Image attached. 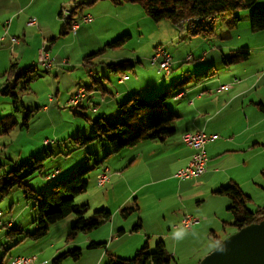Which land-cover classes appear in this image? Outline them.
<instances>
[{
  "label": "rangeland",
  "instance_id": "obj_1",
  "mask_svg": "<svg viewBox=\"0 0 264 264\" xmlns=\"http://www.w3.org/2000/svg\"><path fill=\"white\" fill-rule=\"evenodd\" d=\"M256 6H264V0L259 1ZM137 7L125 9L124 15L128 19V24L131 25L126 24L123 28H130L132 37L120 48L106 47L104 36L108 31L112 32V29H108L107 26V30L102 27L93 30L91 26H88L84 30L85 34L76 43L62 44V41H60L56 45V48L62 44L59 48V56L60 58L70 56L68 64H60V71L58 72L55 67L51 70H46L38 66L37 70L32 73L34 80L30 83L31 90H23L20 93V88L15 89V93L20 96V101H22L21 103H17L18 109L14 107L15 103H13V100L15 98L10 94L4 93V83L7 77H3V84L0 87V119L13 115L18 121V125L6 134L2 132L3 129L0 124V179L10 171L19 170V175L23 177V184L33 191L34 196L27 198L24 188L20 186H15L7 194L0 191V211L3 214L1 220L7 222L13 219L15 226L23 229L22 234L8 236L11 227L0 225V264H12V261L18 256H37L41 253V250H43L42 258L46 257L48 259L46 262L54 264V259L61 253L76 248H80L82 251L80 259L75 260L67 257L62 260V264H108L111 254H116L123 258H132L136 251L148 241L150 242V250L154 249L156 240H152L150 237L153 235L156 225L149 221V217H146L147 221L145 224L143 223V228L139 232H131L130 228L142 213H154L152 215L155 217L158 216L157 213L161 214L162 208L169 205L170 191L173 186H176L175 183L177 181L174 180L175 183L172 180L168 181L167 178H164V173L157 175L152 172L149 175L145 174L141 176L139 181L134 178L131 168L125 169L122 177L115 176V173L121 171L117 167L119 161L124 160L120 158L122 157L121 154H110L107 160L105 157L110 153L111 149L109 146H106L109 150L103 151L102 142H92L83 147H79L75 143L76 138L89 133L91 121L96 120L100 116L95 113L94 105L103 103V92L101 90L98 91L96 96H94L96 91L89 92L90 96L83 99L82 106L75 107L71 103L69 104L68 101L79 86H90L94 81L93 79L97 78H100V81H102V71L99 72L98 69H105L110 74L111 72L107 70L110 62L114 63L115 60L117 62L120 60L121 62L122 58H131L133 60L131 63L135 65V74L129 72L131 83L135 82L137 77L141 79L142 83H146L148 79L154 80L159 76L158 68L152 64L151 58L154 55L156 47L163 45L168 49L174 61H176V58H179V63L176 62L173 68V75L175 77L183 72H188L194 79H196L197 75H199L198 77H204V72L205 74H211L212 69L209 70L208 68L215 66L218 72L217 76L223 82L227 80L225 78L227 76L228 80L233 81L235 77L238 79V82L233 85L236 90L235 93H244V95L234 103L244 102L245 104H251L254 102L252 108L256 110L253 111L254 118L260 120L264 117V114L256 104L260 101L264 102V50L258 49V45L264 41V32H258L263 33L258 34V36L248 34L247 31L251 27V10L237 12L241 20L239 29L232 34L233 39H231V34L220 22L221 16L214 19L215 21L213 20L211 24L214 25L216 23V36L203 37V34L195 36L190 32L187 33L184 25L176 26L168 20L155 22L149 18L145 9L139 3ZM111 24L116 25L117 23L111 22ZM85 26L87 24H84ZM205 26H209V24ZM238 33L242 36L241 40H238L236 36ZM233 41L238 42V44L249 43L250 46H253L252 52L249 60L235 63L229 71H226L224 69V64L226 63H224L220 56L222 53L227 54V45ZM214 47L217 49L211 53ZM93 51H96L98 54L91 56L89 61L93 62V64L87 66L84 58ZM204 51L209 53V56L206 58L203 55ZM56 52L57 50L54 49L55 54ZM214 55L217 58V64H204V66L202 65L196 71L195 69H189L192 64L200 62L201 59L209 60ZM187 56H193L194 60L192 62H185ZM230 56L231 54L228 53L226 59ZM38 62L39 60L36 61V63ZM89 70L94 74H90ZM103 83L107 86L104 80ZM22 84L23 81L20 80L19 86L21 87ZM220 84L222 82H217V85ZM188 86H186V82L180 86H176L178 89L173 92V96L179 89H185ZM204 86H201L198 90H192V92H202ZM112 88L111 86V91H114L115 89ZM157 89V94L159 93L161 96L165 91L173 89V87L169 86L167 88L165 84H161ZM213 90H216V88H213ZM215 94L212 95L214 96ZM217 95L219 94L215 96ZM173 96L164 100V103L169 109L178 114L177 105L181 106V103H188L190 97L187 96L185 99L178 100ZM50 98L52 99L50 100ZM108 98L110 99L109 94ZM222 100L225 102L227 99L222 97L217 101ZM232 105V107L224 112L225 115L233 113L234 104ZM239 113L235 115H239ZM26 120L28 125L24 124ZM221 135L224 138L227 136L226 134ZM45 139H49L51 144H44ZM144 141L142 140L139 143ZM145 143L151 145L153 142L145 141ZM94 146L99 147L103 152L98 155V159L105 160V162L107 160L106 163L111 171L109 174H114L112 182L115 180L119 181L116 190H111L109 204L112 208H115L120 203H122V208L136 206V203L139 204V197L135 196L137 192L133 193V189L135 188L133 186H136L139 182L144 184L151 183V181L157 182L156 185L150 184L149 187L139 194L141 202L143 201L142 206L144 209H140L139 211L129 210L126 215L118 214L116 221H126L127 229L121 235L119 241H113L107 253L104 246L89 248L90 241H88V238L90 237L91 239L90 233L79 232L77 235L70 234L75 222V215L73 213L63 220L49 225V231L46 236L38 239L27 236L24 239L23 236L26 233L33 234L37 230L36 220L38 219V214L35 205L41 202L50 192L53 182L49 181L47 176L54 171H58L56 179H64L80 166L94 165L95 159L92 157L93 160H89V150ZM50 151L53 152L52 155ZM250 155L252 154H246L247 157ZM244 156L243 154L236 156L228 154L223 160L233 157L239 159ZM38 159H40L38 164H41L42 167L39 171L30 173L31 167L36 164V160ZM24 164L25 166H23ZM97 172L98 166L87 177L89 183L87 191L77 195L75 198V202L79 205L87 202V200L88 202H92L94 207L88 210V214L90 215L97 210L94 209L95 206H98L94 201L101 199L105 189V187H100L96 183ZM238 172L239 174L245 173L250 181H246L242 187L251 196V199L246 201L247 208L253 211L264 206V153L260 152L259 155L251 157L248 168L245 171L244 169H239ZM160 176L162 177L160 178ZM243 181L245 180L242 179L241 182ZM109 185L106 187H109ZM152 188L155 190L153 192L156 193V197L160 198L159 204H157L153 195H146L147 192L145 191ZM225 199L228 200L224 201ZM192 200L190 206L196 207V200ZM226 204L231 205V199L228 196L226 198V196L210 194L209 199L203 201L199 206V210L204 215L195 216L201 218L200 223L208 216L213 218L219 217V222L216 223L214 229L211 227L214 231L208 229L206 233L203 230H199V226L195 225L192 228L194 230L179 228L173 232L172 238H169L168 242H166V248L170 254L174 255V264H199L205 256L216 248L215 246L210 247L216 235L220 236L223 240L226 238L224 237V229L227 232H232L234 227L229 225V222L233 221V216ZM169 210L165 209L162 213ZM221 212L223 216L220 215ZM206 215L208 216L206 217ZM106 223L93 230L92 233L96 236L95 242L101 243V240L105 237L108 240L105 242H108L110 245L112 240L109 239V232L107 233L109 222L108 224ZM139 240L141 241L138 244ZM55 250H58L56 256L52 255Z\"/></svg>",
  "mask_w": 264,
  "mask_h": 264
},
{
  "label": "crops",
  "instance_id": "obj_2",
  "mask_svg": "<svg viewBox=\"0 0 264 264\" xmlns=\"http://www.w3.org/2000/svg\"><path fill=\"white\" fill-rule=\"evenodd\" d=\"M63 4H69L70 6H75L78 4L81 5L78 9V14H91L93 16V21H91L90 23L80 24L75 33L69 32L68 30L66 32H63V20H61L60 18L61 8ZM137 4L138 3L136 2L115 4L111 0H0V36L3 37V39L0 40V87L3 84V77L8 76V70L13 63L17 64L19 70H22L25 67L36 63V61L39 59L42 45L45 42H48L49 44L50 55L55 58L54 64L51 69L55 67L57 72L60 71V64H68V61L70 60V56H68L67 58H60V46L65 43L78 42L83 34H85L84 30L88 26H91L93 30H96L100 27L106 29V26L108 27V29H112V32L108 31L104 36L105 44L125 34H128L130 36V39L132 37L131 29H124L123 27H125L126 24H131H128V19L124 14L125 9L128 7L138 8ZM30 18H35V25H28V21ZM225 18V16L221 17L220 22L223 26H225L227 31H229L232 36V34L239 29L240 22L233 23L231 21H227L229 19ZM111 22H116L117 24L112 25ZM84 24H87V26L84 27ZM215 24L213 25V29L211 32H204L203 37L216 36L217 33ZM247 32L251 36H258V34H263L258 33L261 31H255L251 27ZM187 33L189 32L187 31ZM236 36L238 40H241L242 36L240 33H238ZM14 38L17 39L16 42L13 41ZM231 39H233V36L231 37ZM60 41H62V44L58 48H56V45ZM252 47L253 46H250L249 43L238 44V42L234 41L231 44L227 45V54L222 53V55L220 56L224 63H226L224 64V69L226 71H229L235 63L249 60L252 52ZM258 47V49L264 50V41L261 42ZM54 49L57 50L56 54L54 53ZM165 49L168 51L166 47ZM216 49L217 48L214 47V49L211 50V53H213ZM94 52L96 51H93L91 54H93ZM228 53H230L231 55H234L235 53L240 54L238 58H234L235 62L231 63V65H229L230 63L228 62L229 57L226 59ZM203 55L206 58L209 56V53H207V51H204ZM188 57H191V59L187 60ZM185 59V62H192V60H194L193 56H187ZM89 60H86L87 66L93 64V62H90ZM118 61L120 62V60ZM121 61H128L131 63L133 60L131 58H122ZM119 62L115 60L114 63L110 62V64H116ZM151 62L158 68L157 63L153 62L152 58ZM176 62L179 63V58H176V61H174L172 57L171 71L167 73L164 70L157 69L159 76L154 80L148 79L146 83H142L139 77H137V80L135 82L131 83V75L129 74V72L135 74L134 64L131 71L123 74L111 70L110 68H108V65L107 70L111 72L110 74L109 72L107 73L105 69H98L99 72L102 71V81H100V78L93 79L94 81L90 86H84L86 87L85 89L87 92L85 98L90 96L89 92L96 91L94 93V96H96L97 92L100 90L103 92L102 98L104 99V101H102L101 99L103 103L95 104L94 111L95 113L100 115L99 117L113 120L116 119L119 114L118 103L126 99L132 93H137L145 100L153 99L159 95V93L157 94V88L159 85L165 84V86L169 88V86L173 87V85L177 82L180 83L185 80L189 81L187 83V85H189L188 88L179 89V91L176 92L173 96L178 100L185 99L187 96H189L190 99L188 103H179L181 106L177 105V109L179 112L178 114L176 113L178 117L172 122V126L175 129V132L172 136L168 137L165 140H145L151 141L153 143H151V145H147L148 143H145L144 141L141 143H137L132 147H127L121 152L116 153L117 155L121 154L122 157L120 158H123L124 160L119 161L117 167H119L121 171L119 173H115V176L122 177L125 169L131 168L134 178L139 181L141 176L145 174L149 175L150 172L156 173L157 175L164 173V178H167L168 181H177L176 183L174 181L176 186H173L172 190L170 191V198L168 199L169 205L164 206L162 208V212L165 209L170 210L164 213L161 212V214L157 213L158 216L156 217L152 215L154 213H142V217L138 216L137 220L132 224L130 228L131 232H139L140 229L143 228V223L145 224L147 221L146 217H149V221L156 225V228L154 229L153 235L150 237V239H154L156 240V242L158 240H162L165 244V247L168 239L172 238L173 232L179 228H183L181 226V220L184 216L204 215L199 210V206L203 201L209 199L210 194L216 196H226L217 193V191L221 187L232 183L237 184L241 188V190L249 197L247 199V201H249L251 199V196H249L250 194L245 192V190L242 188L243 184L246 183V181L250 182L249 178L246 177L245 173L239 174L238 170L244 169L245 171L248 168L251 157L259 155L260 152L264 153V117L260 120L254 118L253 111H256L255 109H252L254 102H252L251 104H245L244 102L236 104L234 103L238 98L244 95V93H235L236 90L234 89L233 85L238 82V79L235 77L233 81L228 80L227 76L225 77L227 80L223 82L222 79H219V77L217 76L218 72L215 66L208 68L209 70L212 69V73L208 75L209 78L206 76L196 81L193 77H191V75H189L188 72H181L182 74H179L177 77H175L173 75V68L176 65ZM204 64H217V58L214 55L209 60L201 59L200 62L192 64L189 69H195L196 71L197 69H199V67H202V65L204 66ZM40 67L43 68L42 66ZM89 73L94 74L91 70H89ZM103 80L105 81L107 86L103 83ZM217 82H222V84L217 85ZM111 86L113 87L112 89H115L114 91H111ZM201 86H204V90L202 92H192V90L200 89ZM213 88H216V90H213ZM77 89L73 92L72 95L75 94ZM214 93L219 95L215 96V94L213 96L212 94ZM108 94L110 95V99L108 98ZM222 97L227 100L225 102L223 100L217 101ZM51 99L52 98H50V100ZM216 101L217 103H215ZM82 102L83 100L77 106H82ZM232 104H234L233 113L225 115L224 112L228 108L232 107ZM256 104L258 105L260 111L264 114V102L260 101ZM100 110L102 111L100 112ZM238 112H240L239 115H235ZM90 128L91 127H89V129ZM195 131H204L208 135H217V138L214 140H210L205 145V151L208 158L206 171L198 177L182 179L176 176V173L179 169L189 164L195 152L193 148L189 147L183 142L182 137L186 132ZM221 134H226L227 136L224 138ZM48 142L51 141L49 139H45L43 143L48 145ZM102 144L103 151L109 150V148L106 147L108 146L106 141H103ZM89 151L90 155H92L94 159H98V155L103 153L97 146H94ZM249 153H251L252 155L247 157L246 154ZM228 154H231L233 156L243 154L245 156L239 159L233 157L228 160H223V158H225V156ZM106 162L105 160H102V162L98 165V172L96 174V177L100 172L106 171L108 172L109 180L104 185L97 184L100 187H105V189L101 199L94 201V203H97L96 205H98L95 206L94 209L106 208L112 213L111 219L106 223L108 224L109 222L107 233L109 232V239L112 240L111 244L109 245L108 242H105L107 240V238L105 237L103 238V240H101V243H107L106 247H104L105 252L107 253L109 246H112L114 240L119 241L121 239V235L126 232L127 228L125 224L126 221H116L118 214L121 213L120 211L122 209V203L115 206V208H112V206L109 204L111 190H116L119 181L115 180L112 182V177L114 176V174H109V172L111 171ZM221 167L223 168L221 169ZM161 177L162 176H160V178ZM242 179L245 181L241 182ZM150 184L156 185L157 182L151 181V183L148 182L145 184L139 182V184L133 186L135 187L133 189V193L137 192V195L135 196L139 197V204H135L136 206H134V210L139 211L140 209H144V207L142 206L143 201L141 202L139 194L142 193L144 189L149 187ZM108 185L109 187H106ZM153 191L155 190L152 188L146 190L145 192H147V196L153 195L157 204H159L160 198L158 199L156 197V193ZM192 199L196 200V207L190 206L191 202L193 201ZM226 200L228 199H225L224 201ZM83 204H87L89 209L94 207L92 202H88V200ZM227 205L228 204H226V206ZM229 206L230 205H228V210ZM220 215L223 216L222 212ZM207 216L208 215H206V217ZM233 221L229 222V225H232L234 227L232 232H227L226 229H224V237H227L237 231V228L233 225ZM217 222H219V217L216 216L213 218L208 216L201 223L197 224V226H199V230H203L207 233L208 229H211V227H213L214 229V226H216ZM138 223L141 224V227L135 230L134 227ZM0 225L3 226L2 223H0ZM210 231L214 230L211 229ZM89 233L91 235V239L89 237L88 241L95 242L96 236L93 235L92 231ZM214 238L215 240L211 242L212 244L210 247H217L218 243L222 241V238L220 236L216 235ZM140 241L141 240H139L138 244L140 243ZM146 243L150 247V242L148 241ZM57 251L58 250H55L52 255L56 256V254L58 253ZM40 252L41 253L37 256L32 255L33 257H35L36 263L34 262V264H49V262H46L48 261L46 257L42 258L43 250H41ZM37 253L39 252L37 251Z\"/></svg>",
  "mask_w": 264,
  "mask_h": 264
},
{
  "label": "trees",
  "instance_id": "obj_3",
  "mask_svg": "<svg viewBox=\"0 0 264 264\" xmlns=\"http://www.w3.org/2000/svg\"><path fill=\"white\" fill-rule=\"evenodd\" d=\"M115 4H122L125 2L139 3L144 9L146 14L155 22L162 20H168L174 25H184L188 20H193L196 17L208 18L226 17L233 23H238L241 20L240 15L237 12L241 10H251L250 20L251 28L255 31H264V6L257 7L256 4L262 0H111ZM81 5H76L77 11ZM61 16V14H60ZM70 21L63 23V32L69 30ZM215 21V20H214ZM195 26L191 27V30L187 31L194 34H204V32H211L213 29L212 23L193 22ZM192 23V24H193ZM191 24V25H192ZM209 24V26H205ZM70 32V31H69ZM129 35L125 34L121 37L106 44V47L117 48L123 46L129 39ZM101 51V49H100ZM99 51V52H100ZM94 52L85 56V60L91 59L92 55H97ZM240 54L235 53L228 58L229 63L235 62L234 58H238ZM109 68L113 71L120 73H126L131 71L133 63L128 61H121L116 64H108ZM38 65L35 63L19 70L16 63H13L9 70L6 82L4 83L5 91L7 95H12L14 107L17 108V103H21L20 96L15 93V89L20 88V93L23 90L30 91V83L34 80L33 72L37 70ZM48 70V69H46ZM209 74H205L204 77H208ZM196 77L198 81L202 77ZM20 80L23 81L22 86H19ZM186 82L185 80L180 83H175L173 89H168L161 96L158 95L153 99H143L137 93H132L126 99L118 103L119 114L116 119L108 120L103 117H98L96 120L91 121L90 131L87 135H82L76 138L75 143L79 147H83L92 142L106 141L111 151L106 155L107 158L110 154H116L121 152L127 147H132L142 140H165L172 136L175 129L172 126V122L178 117L175 112L169 109L164 100L173 96V92ZM29 112V111H28ZM85 116L84 114H81ZM0 124L3 129V133H9L13 127L18 125L17 119L13 115H8L0 119ZM28 125L27 120L24 122ZM50 145V142H48ZM52 155L53 152L50 151ZM89 160L92 159V155L89 154ZM36 164L31 167L30 173L37 172L42 167L38 164L40 159L36 160ZM102 160L95 159L94 165H83L74 169L67 178L56 179L58 171H54L48 175L47 178L52 182L50 192L43 198L41 202L35 205L37 209L38 219L36 220L37 230L33 233H26L23 238L31 236L35 239L42 238L47 235L49 231V225L63 220L69 214L75 215V222L73 224L70 234L77 235L79 232L89 233L102 224H105L111 219L112 213L106 208L97 209L91 215L88 214L89 207L87 204H77L75 198L77 195L87 191L89 183L87 180L91 171L98 166ZM87 163V162H86ZM89 164V163H88ZM25 166V164L23 165ZM19 170H13L5 174L0 179V191L4 194L9 193L15 186L24 188V193L27 198L34 196L33 191L22 182V178L19 175ZM217 193L228 196L231 199V205L229 210L234 216L233 225L238 229L249 225L254 222H258L264 218V206L259 207L257 210H250L246 206V201L249 198L237 184H229L221 187ZM134 206L125 207L121 209V214L126 215L130 210L133 211ZM1 212V211H0ZM3 215L2 212L0 213ZM0 216V218H1ZM0 223L3 226L11 227L8 236L22 234L23 229L16 227L14 220L4 222L0 219ZM141 227L138 223L134 228L137 230ZM73 235V236H74ZM107 243H97L91 241L89 248H96L99 246L106 247ZM82 251L80 248L72 249L61 253L54 259V264H61L62 260L71 257L75 260L80 259ZM174 255L170 254L165 247L162 240H158L154 249L150 250V247L145 243L139 248L132 258H123L111 254L108 264H174Z\"/></svg>",
  "mask_w": 264,
  "mask_h": 264
},
{
  "label": "built area",
  "instance_id": "obj_4",
  "mask_svg": "<svg viewBox=\"0 0 264 264\" xmlns=\"http://www.w3.org/2000/svg\"><path fill=\"white\" fill-rule=\"evenodd\" d=\"M76 5H62L61 8V20L64 22H68L71 20V24L69 25V30L72 33H75L77 29L79 28L80 24L82 23H90L93 21V16L91 14H78V10H75ZM214 16L203 18L196 17L193 20H188L185 22L186 27L190 28L191 30V24L193 22H201V23H213ZM66 22V23H67ZM36 20L35 18H30L28 21V25H35ZM3 39V37L0 36V40ZM13 41H17V39H13ZM191 57H188L187 60H190ZM39 62L35 63L36 65L42 66L44 69H51L55 58L50 55L49 51V44L48 42H45L42 45V48L40 50L39 55ZM152 61L157 63L158 69L164 70L167 73L171 71L172 67V57L168 53V51L165 49L163 45H159L156 47L154 51V55L152 57ZM87 95L85 87H79L75 94L71 97L69 104L73 106H77ZM217 138V135H208L204 131H197V132H186L183 134V142L188 145L189 147L193 148L195 150L191 161L189 164L181 169L178 170L176 173V176L182 179L192 178V177H198L201 174H203L206 171L207 166V155L205 151V145L210 140H214ZM97 184L98 185H104L109 180L108 172L102 171L100 172L97 177ZM1 216V214H0ZM201 221V218L195 216V215H186L181 220V226L183 228L190 229L194 225L199 224ZM35 257L33 256H18L13 261L12 264H34Z\"/></svg>",
  "mask_w": 264,
  "mask_h": 264
},
{
  "label": "water",
  "instance_id": "obj_5",
  "mask_svg": "<svg viewBox=\"0 0 264 264\" xmlns=\"http://www.w3.org/2000/svg\"><path fill=\"white\" fill-rule=\"evenodd\" d=\"M199 264H264V218L227 236Z\"/></svg>",
  "mask_w": 264,
  "mask_h": 264
},
{
  "label": "bare ground",
  "instance_id": "obj_6",
  "mask_svg": "<svg viewBox=\"0 0 264 264\" xmlns=\"http://www.w3.org/2000/svg\"><path fill=\"white\" fill-rule=\"evenodd\" d=\"M193 26H195V23H193V24L191 25V27H193Z\"/></svg>",
  "mask_w": 264,
  "mask_h": 264
}]
</instances>
